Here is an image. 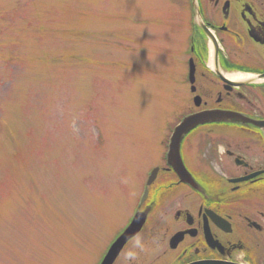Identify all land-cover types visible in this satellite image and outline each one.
<instances>
[{
  "label": "rangeland",
  "instance_id": "rangeland-1",
  "mask_svg": "<svg viewBox=\"0 0 264 264\" xmlns=\"http://www.w3.org/2000/svg\"><path fill=\"white\" fill-rule=\"evenodd\" d=\"M158 3L0 0V264H93L128 220L145 140L189 110ZM167 226L119 264H152Z\"/></svg>",
  "mask_w": 264,
  "mask_h": 264
},
{
  "label": "flooded vegetation",
  "instance_id": "flooded-vegetation-1",
  "mask_svg": "<svg viewBox=\"0 0 264 264\" xmlns=\"http://www.w3.org/2000/svg\"><path fill=\"white\" fill-rule=\"evenodd\" d=\"M158 1L161 50L183 58L186 48L192 49L194 80L182 63L178 81L185 88V114L215 110L264 122V0H174L170 10L164 8L166 15ZM164 30L169 38L162 41ZM251 124L217 119L194 128L180 143L182 175L167 157L164 126L145 140L148 155L150 147L160 149L153 164L160 170L139 208L145 223L114 264L147 230L157 234L165 222L169 226L152 253L153 263L264 264V173L237 181L264 171V133Z\"/></svg>",
  "mask_w": 264,
  "mask_h": 264
},
{
  "label": "water",
  "instance_id": "water-1",
  "mask_svg": "<svg viewBox=\"0 0 264 264\" xmlns=\"http://www.w3.org/2000/svg\"><path fill=\"white\" fill-rule=\"evenodd\" d=\"M237 117H240V116H236L233 113H219V112H214V113H212V114H210L208 116L201 115L199 117L192 118L191 119L192 120L191 122L186 123L185 125L181 126L178 129L177 134H176V137L174 139V140H176V142L172 145V148H171V155H173V156H179V154H178V142L183 137V135H185V133H187L189 130H191L195 126H197L199 124H203V123L210 122L213 119L225 118L226 120H228V119H232V118L234 119V118H237ZM240 119L243 121L244 118L240 117ZM257 126L264 131V123L263 124H260V125H257ZM144 217H145V215H144ZM144 222H145V219L143 218V220L140 221V223L138 224V227L137 228L141 229ZM122 244H123V242L121 241V243L119 242L117 244V246H119V245L121 246ZM194 264H222V263H218V262H199V263H194Z\"/></svg>",
  "mask_w": 264,
  "mask_h": 264
},
{
  "label": "bare ground",
  "instance_id": "bare-ground-1",
  "mask_svg": "<svg viewBox=\"0 0 264 264\" xmlns=\"http://www.w3.org/2000/svg\"><path fill=\"white\" fill-rule=\"evenodd\" d=\"M235 78H238V77H235ZM239 79V78H238Z\"/></svg>",
  "mask_w": 264,
  "mask_h": 264
}]
</instances>
